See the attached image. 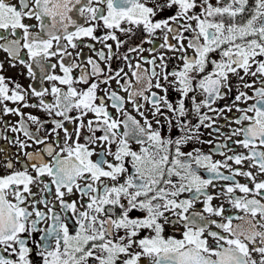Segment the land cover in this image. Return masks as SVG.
<instances>
[{"label":"snow or ice","instance_id":"snow-or-ice-1","mask_svg":"<svg viewBox=\"0 0 264 264\" xmlns=\"http://www.w3.org/2000/svg\"><path fill=\"white\" fill-rule=\"evenodd\" d=\"M140 29L141 42L122 57L133 81L123 67L113 69L108 41L119 49ZM144 41L152 46L145 49ZM81 43L107 61L108 74L91 55V74L84 63L65 62L82 55L67 51ZM0 49L12 66L25 65L32 78L38 68L51 82L39 89L18 82L10 87L0 61V103L4 113H19L20 127H8L24 136L14 139L19 166L6 158L0 174V264H264V0H0ZM128 53L155 55L133 63ZM169 54L177 60L171 70ZM57 56L63 74L48 71L57 66L48 58ZM141 61L151 64L150 72ZM90 75L96 79L89 82ZM114 76L127 96L111 89ZM101 82L123 119L98 95ZM49 91L53 100L45 97ZM4 101L38 106L50 118L55 113L56 127L48 130L55 141L40 134L39 116ZM73 109L75 116L69 115ZM214 116L230 130L215 151L228 154L214 159L200 147L185 151L193 141L212 143L201 135L204 127L221 130ZM230 140L244 150L229 149ZM33 142L42 147L27 151ZM221 179L233 182L212 192ZM236 189L245 195H235ZM216 196L244 214L214 204Z\"/></svg>","mask_w":264,"mask_h":264},{"label":"flooded vegetation","instance_id":"flooded-vegetation-1","mask_svg":"<svg viewBox=\"0 0 264 264\" xmlns=\"http://www.w3.org/2000/svg\"><path fill=\"white\" fill-rule=\"evenodd\" d=\"M13 2H16V0H13ZM213 2L215 3V0H213ZM221 2H223V0H221ZM103 30H106V29H103ZM100 31L101 30H97V34H100ZM118 35L120 36L121 39H123L125 34L118 33ZM127 35L129 36V40L126 42V44L122 45L119 49H116L114 41H111V40L108 41V43H112L113 44V50H114V57L111 60V64H112L113 69H116V68H119V67H123V71L128 73V76L131 79H133V81H135V77L132 76L131 70L126 66L127 62L125 60H123L122 57H123V54L127 51V48L129 46H132V45H134L136 43H140L141 42V40L143 38V30L142 29L135 30V34L129 33ZM80 39H83L85 41H89L90 40L93 44L96 45L97 49L101 48V47H104L103 44L95 41L92 38L84 37V38H80ZM153 40L154 41H159L160 37L159 36H155L153 38ZM150 46H152V44H150L148 41H144L145 49H147ZM81 50H82V55L80 57H76L75 55H73L72 57H65V62L69 63V62L75 61L77 64L84 63L86 65L87 71L91 74V71H92L91 65L88 64V62L86 60V57L88 55H91V56L95 57L97 60H99L101 65H102V67L105 68V73L104 74L105 75L108 74V72H107V61L100 60L99 56L97 55V52L94 49L90 48L87 43L79 44L78 48H76V49H72L71 47L67 49V51H69L70 53H73V54L76 51H81ZM158 50L170 52V50H166V49H158ZM24 51L25 50H22V53ZM189 51H191V50H189ZM105 52H107L106 48H105ZM145 54H147V55H155V53H139V55H137L136 53H128V55L131 56L133 63L135 62L136 59H139L140 55H145ZM58 56H59V54H58ZM58 56L57 57L48 58L49 60H51L53 63H56V65H57L56 68L49 67L48 71L49 72H53L54 71L57 74H63L62 70L59 67ZM10 60H11V57L8 56L7 52L4 49H0V61L4 62V69L2 71H3V73H4V75L6 77H10L11 78L9 81H6V82H8L10 84V87H14L15 86V82L20 83L25 88H29V86H34V87H37L39 89V87L42 84L45 87H49L50 86L51 82L46 80V79H44L40 75L38 68L36 69L35 78H32V77L28 76L27 68H26L25 65H20L19 63H17L16 66H12L9 63ZM141 63L143 65H145V67L147 68V70L149 72L151 71V64L149 62L141 61ZM176 63H177L176 57H173V56H171L169 54V56L167 57L168 69L171 70V68ZM157 67H158V70H159V61H158ZM80 72H81V69L79 67L73 68V75L74 76H79ZM93 79H96V76L90 75L89 76V82L91 80H93ZM116 79L117 78L114 76L112 81H111V84H110L111 89L119 92L121 95L127 96V90L121 88L117 84ZM76 86L78 88H81V87H86L87 84H85L83 82H77ZM106 86H108L106 82H101L99 84L98 95H104L105 98H106V103L108 104V107H109L110 111L113 114L119 116L121 119H123V116L120 115V113L117 112L116 108L113 106V104L111 102V98L108 97L107 93H105L103 91V89ZM62 87H66V85H62ZM157 91H159V89H157ZM234 91H235V89H233V92ZM45 97L48 100H53V97H52V94H51L50 91L48 93H45ZM28 98H29L30 101H33L36 104H38V102H39L38 98L32 96L30 91H29ZM138 99L143 101V97H138ZM226 99H228V98L226 97L225 100ZM4 102L8 103L9 106L13 107V108L21 107V109H22V111L24 113H32L34 115L39 116L44 121V125L41 128L40 134L48 135L49 136V140H51L53 142L55 141V135L52 132L48 131V130L54 129L56 127L55 124L52 122V119L55 118V113H53V117L50 118L49 115H48V112L46 110L42 109V108H39L38 106L37 107H31V106H27V105H22V104H20L18 102H14V101H4ZM218 103L222 105L224 103V101L223 100L222 101H218ZM125 107L127 108V110L133 116H136L137 119H140L141 122H143L142 117H140L139 113L132 106V102L131 101H127L125 103ZM149 107H150V102H149ZM141 110H144L143 107H142ZM234 112H235V109H233V112L229 113V115H232ZM69 115L75 116L76 115L75 109L70 111ZM91 115H92L91 113L86 114L85 121H87V118L89 116H91ZM148 115L151 116L152 113L149 111ZM19 119H20L19 113H4L3 112V108H2V103H0V131H2L4 133V135H0V174H4L5 171H6V167H5V164H4V161H5L6 158H11L17 164V166H19V162H17L15 160V157L17 155H22V153L16 151L18 146L14 143V139L17 136H19L21 139H23L24 138L23 132L22 131L21 132H15V131H13V129L11 127H8V125H14L16 128H19L20 125L16 123V121L19 120ZM213 119L217 120V126L220 127L221 130L219 132H216V131H213L212 127H204V128H202V135H201L202 141L211 140L212 143L209 144V143H201L200 141H193V142H191L189 145H187L185 147V151L191 150L193 147H200L205 152H211L214 159H222L223 155L228 154L227 152H225V153L216 152L215 151V144H216V142L218 140L221 143H224V140H225L224 133L227 132V133L230 134V130H229L227 124L223 122V118L222 117L221 118H217V117L214 116ZM25 120L28 121V124H29L30 128H33V129L36 128V123L34 121L28 120L27 116H25ZM193 121H195V117H193ZM5 122H7V123H5ZM229 123H232V122L230 121ZM64 124L70 130H74L75 125L71 121L65 120ZM57 131L60 134L61 140H63L64 133H63L62 129H57ZM178 131L179 130L177 129V132ZM99 134H100V131L98 130L97 131V135H99ZM84 135H87V127H86V125H85V128L83 129V134L80 137L81 142H83V140H84ZM239 138H242V136H232V140L239 139ZM41 147H42V145H38V144H35L33 142V143L28 145L26 150L27 151H32L35 148H41ZM134 147H138V145H134ZM227 147L229 149L235 148L237 151H243L244 150L239 145H233L231 140L228 141ZM48 158L50 159V157H48ZM229 163H232L234 166H240V165H236L234 161H229ZM249 164H250V161L245 160V162H244V164L242 166L247 168L249 166ZM221 170L223 172H225V173H227L229 171V169L223 168V166H221ZM251 170L254 173L256 172V169L254 167ZM201 174L202 175L205 174L203 170H201ZM47 178L48 177L45 176V179H47ZM258 178H261V177L258 175ZM236 179L241 181V182H249L250 183L249 178H246L242 174H236ZM232 182H233L232 180H223V179L214 180L213 184L215 185V187L210 186V190L212 192H217L224 184L232 183ZM251 186L252 185L250 183V187ZM33 190L34 191L36 190L35 186H34ZM185 195H190V193H185ZM235 195L243 196L245 194L243 192H241L239 189H236L235 190ZM248 195H252V193H249ZM257 198H260V197H257ZM213 203L214 204L224 203L226 209H228L229 211H235V212L240 213L241 215L244 214L243 211L240 210V209H234V208L229 209L228 208V202H227L226 198H224V197H220V196L214 197ZM201 206H202L201 202L198 201L197 202V207H201ZM41 207H43V205H41ZM216 218L219 219L220 217H216ZM236 222H239V221L234 220V223H236ZM211 227L215 228V225H212ZM258 227H259V225H258ZM209 240L211 241L212 238L209 237ZM5 254H7V253L5 252Z\"/></svg>","mask_w":264,"mask_h":264}]
</instances>
